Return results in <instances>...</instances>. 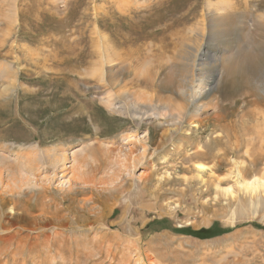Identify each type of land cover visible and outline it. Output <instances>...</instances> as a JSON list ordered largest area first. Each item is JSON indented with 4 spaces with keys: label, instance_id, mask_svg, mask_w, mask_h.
<instances>
[{
    "label": "rangeland",
    "instance_id": "obj_1",
    "mask_svg": "<svg viewBox=\"0 0 264 264\" xmlns=\"http://www.w3.org/2000/svg\"><path fill=\"white\" fill-rule=\"evenodd\" d=\"M108 96L167 119L111 112ZM19 146L67 160L44 188H0V264H264V190L237 175L264 178V0H0L14 170Z\"/></svg>",
    "mask_w": 264,
    "mask_h": 264
},
{
    "label": "bare ground",
    "instance_id": "obj_2",
    "mask_svg": "<svg viewBox=\"0 0 264 264\" xmlns=\"http://www.w3.org/2000/svg\"><path fill=\"white\" fill-rule=\"evenodd\" d=\"M234 59H235V54L229 55L227 57L225 63L226 64L231 63V62L233 63V62H235ZM113 61L111 59H109L110 63H112ZM204 93H205V88L201 85L200 93H196V96L198 94L202 95ZM126 95H129V94H126ZM190 99H193V100L192 101L188 100V106H190L192 104L194 106H196L194 117H198L202 113L204 106H203V104H200V99H194V98H190ZM142 100L143 99H141V98L140 99L135 98V100H133L134 102L131 101L132 104L130 105L129 109L126 108L120 100L114 98L113 96L105 97V98H103L102 101L107 106V108L109 110H111V112H115V113H119V114H123V115H127V116L130 115L132 118H137L140 121H146V120H149L152 118L167 119L166 118L167 117L166 112H164V105H162L163 110L161 112H159L151 104H149L148 101L140 103ZM143 101H145V99ZM168 105H169V102H166L165 108H168ZM174 111L175 112L173 113L171 122H169V121L163 122V124H168L171 127H173L172 129H176L177 127H179L185 118V114H184L183 110L181 109V107H179V106L175 107ZM19 147H20L19 149L21 150V153H18L16 156V161H17L16 163L17 164L16 165H15V163L13 164L16 167L15 170L9 168V166H11V164L8 163L9 161H8L7 156H0V188L1 189L3 188V191H5V189H6L7 192L13 193V195L14 194L20 195L21 193L24 192L25 189L26 190H32L35 188H44L43 187L44 185L43 184L40 185L39 182L45 180L44 178L47 175L48 169L51 168L52 170H54V172L56 174H58L59 171L61 170V168L64 166L65 161L67 160V157L64 154V152L58 148H53L51 150H46V151H40L39 148L36 146L32 147L31 149L30 148L29 149L23 148V146H19ZM199 155H200V153H199ZM42 157L47 159L48 163L43 162ZM108 159H110V158H108ZM14 166H12V167H14ZM5 167L7 168L8 172L14 173L16 175L15 177H12L11 175H13V174H8V177H9L8 180H12L11 184H6L4 182L5 179H3V172H4V170H6ZM9 169L11 171H9ZM130 169H131V166H130ZM14 171H16V172H14ZM43 174H44V178L41 177V176H43ZM237 175L241 178V180L239 181V185L241 186L242 190L249 193V195L251 194L252 197L254 195L255 196L258 195V192H260L261 190H264V178L254 177L253 179L252 178L246 179V178H243L244 176H242L240 172H238ZM40 177H41V179H40ZM68 181L69 180L67 179L66 181L61 182V185H63L64 182L68 183ZM49 186H50V184H49ZM49 186H48V188H49ZM225 191L227 193H232L233 189L229 187ZM2 195H3V193H2ZM31 199L32 198L30 197V200ZM14 202H16V200H14ZM23 206H25V205H23ZM15 207L16 206H14L13 208H15ZM94 242H96V240H94ZM221 263H223V261L217 262L216 264H221Z\"/></svg>",
    "mask_w": 264,
    "mask_h": 264
},
{
    "label": "trees",
    "instance_id": "obj_3",
    "mask_svg": "<svg viewBox=\"0 0 264 264\" xmlns=\"http://www.w3.org/2000/svg\"><path fill=\"white\" fill-rule=\"evenodd\" d=\"M212 229H213V227L211 229H202L200 231H195L192 233V235L198 236V237H202L204 234H210L211 235V234H213ZM218 234H221V231L218 232Z\"/></svg>",
    "mask_w": 264,
    "mask_h": 264
}]
</instances>
